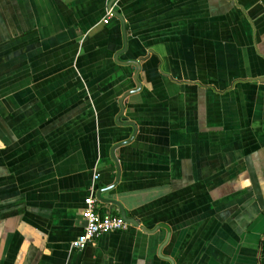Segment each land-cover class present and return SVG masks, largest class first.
<instances>
[{
	"label": "crops",
	"instance_id": "0c3cea01",
	"mask_svg": "<svg viewBox=\"0 0 264 264\" xmlns=\"http://www.w3.org/2000/svg\"><path fill=\"white\" fill-rule=\"evenodd\" d=\"M0 264H264V0H0Z\"/></svg>",
	"mask_w": 264,
	"mask_h": 264
},
{
	"label": "built area",
	"instance_id": "2783aa9c",
	"mask_svg": "<svg viewBox=\"0 0 264 264\" xmlns=\"http://www.w3.org/2000/svg\"><path fill=\"white\" fill-rule=\"evenodd\" d=\"M112 14L109 8L106 12V20L112 17ZM98 179L99 175L93 177V185L89 189L88 197L84 200V208L81 212L82 233L71 243V249L74 251L81 252L88 246H93L96 240L104 234L124 232L131 227V224L123 220L120 214L99 212L98 198L94 194V183Z\"/></svg>",
	"mask_w": 264,
	"mask_h": 264
},
{
	"label": "water",
	"instance_id": "95a60500",
	"mask_svg": "<svg viewBox=\"0 0 264 264\" xmlns=\"http://www.w3.org/2000/svg\"><path fill=\"white\" fill-rule=\"evenodd\" d=\"M111 6H112V4H110V7L109 8H111ZM114 15H115V13H114ZM98 198V197H97ZM98 200H99V198H98ZM120 216H121V218L123 219V220H125L126 222H128L129 224H133V222L131 221V220H129L128 218H127V216L123 213V212H120Z\"/></svg>",
	"mask_w": 264,
	"mask_h": 264
}]
</instances>
